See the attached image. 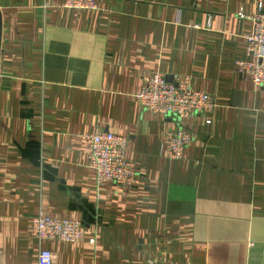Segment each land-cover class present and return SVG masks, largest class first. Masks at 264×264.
Wrapping results in <instances>:
<instances>
[{
    "label": "crops",
    "instance_id": "obj_1",
    "mask_svg": "<svg viewBox=\"0 0 264 264\" xmlns=\"http://www.w3.org/2000/svg\"><path fill=\"white\" fill-rule=\"evenodd\" d=\"M0 0V264H264V86L234 64L264 0ZM160 72L212 96V123L135 97ZM192 136L181 158L166 134ZM127 139L136 183L97 184L87 136ZM79 220L37 240L38 213ZM94 238V242H90Z\"/></svg>",
    "mask_w": 264,
    "mask_h": 264
},
{
    "label": "built area",
    "instance_id": "obj_2",
    "mask_svg": "<svg viewBox=\"0 0 264 264\" xmlns=\"http://www.w3.org/2000/svg\"><path fill=\"white\" fill-rule=\"evenodd\" d=\"M65 5L79 9L94 6L92 0H66ZM238 15L248 19L251 28L243 35V47L234 60L235 68L242 78L251 80L256 86H264V13L257 10ZM175 82H167L164 75L155 72L145 80L135 97L144 109L153 114L172 115L179 120L200 114L206 124H211L217 105L215 99L191 87L188 77ZM86 138L87 165L94 171L97 184L109 181L118 191H123L137 182V170L125 159V137L101 131ZM191 140L192 136L181 127L168 132L164 141L167 156L181 158ZM84 234L85 229L79 220L50 217L41 211L31 219V236L37 240L77 242ZM90 242L93 243L94 238H90ZM37 263L52 264V252L40 249Z\"/></svg>",
    "mask_w": 264,
    "mask_h": 264
}]
</instances>
